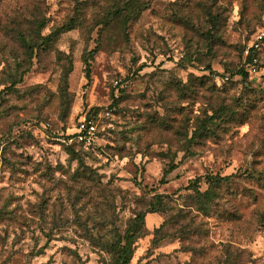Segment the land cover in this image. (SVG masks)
I'll return each mask as SVG.
<instances>
[{"label":"rangeland","instance_id":"374dc122","mask_svg":"<svg viewBox=\"0 0 264 264\" xmlns=\"http://www.w3.org/2000/svg\"><path fill=\"white\" fill-rule=\"evenodd\" d=\"M80 1L11 86L19 34L76 0H0V264H105L140 212L130 264H264V0H149L101 34L113 0ZM88 113L96 140L72 152L57 132ZM207 174L232 177L191 185Z\"/></svg>","mask_w":264,"mask_h":264},{"label":"trees","instance_id":"16d2710c","mask_svg":"<svg viewBox=\"0 0 264 264\" xmlns=\"http://www.w3.org/2000/svg\"><path fill=\"white\" fill-rule=\"evenodd\" d=\"M83 1L76 0L75 14L74 16L65 22L61 27L57 28L55 31L44 35L42 30L46 27L45 21H39L37 23V27L33 29L32 36L26 37L23 33L19 34V43L24 48L27 55L23 62L19 61L18 63L21 65H25L20 74V79H15L11 86H14L22 77L30 70L31 61L38 50H40L44 46H49L54 38H56L60 33L70 31L72 29L77 28L81 23L82 15L80 13V9L82 7ZM149 0H113L107 8L103 11L102 14H98L95 18V26H98V33L101 34L104 30L111 27H115L118 24L125 25L129 21L137 20L142 13L149 7ZM99 40L97 43L99 44ZM99 45H96L93 49L89 51H85L82 59L84 62V71L86 73V77L90 78L91 71V59L95 53L99 50ZM240 74L248 75V72L243 68L239 71ZM88 117L94 116V113H88ZM92 145V144H91ZM90 145H85L83 143H74L72 145H66L72 152L80 151L89 147ZM175 166L166 169L164 174L167 175L171 170L174 169ZM231 175L222 176L220 174H207L204 176H199L191 181V185H194L196 189L199 191V186L201 181L204 180L206 183L211 185H221L223 182H227L231 179ZM210 190H207L203 193V195L209 194ZM159 210L158 207H150L148 212H156ZM145 212H140L136 215V217L130 222L125 233L123 235H118L117 240L112 242L107 249V251L111 254V258L109 262L105 264H130L134 252L135 246L138 238L141 236L143 232V226L145 223Z\"/></svg>","mask_w":264,"mask_h":264},{"label":"built area","instance_id":"2783aa9c","mask_svg":"<svg viewBox=\"0 0 264 264\" xmlns=\"http://www.w3.org/2000/svg\"><path fill=\"white\" fill-rule=\"evenodd\" d=\"M262 36L257 39L255 43L256 47H259V42ZM43 126L48 128L50 123H44ZM98 132V124L95 121V117H88L87 115L78 120L72 128H67L65 131L57 132V140L65 145H72L74 143H83L85 145H91L96 140Z\"/></svg>","mask_w":264,"mask_h":264}]
</instances>
